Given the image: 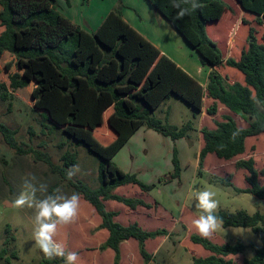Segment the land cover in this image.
<instances>
[{"label": "trees", "instance_id": "obj_1", "mask_svg": "<svg viewBox=\"0 0 264 264\" xmlns=\"http://www.w3.org/2000/svg\"><path fill=\"white\" fill-rule=\"evenodd\" d=\"M59 1L0 0V100L20 101L44 120L43 127L58 130L99 157V186L92 188L82 180L67 178L66 171L77 164V152L65 151L57 165L45 152L23 150L16 132L7 126L0 124V131L8 147L19 154L32 153L94 207L102 219L99 228L109 231L100 250H114V264L121 262L120 245L125 240H137L144 264H151L153 256L146 241L173 235L167 228L150 231L138 223L125 226L116 221L118 213L109 211L105 204L114 200L133 210L152 207L143 199L114 193L127 185L148 193L155 185L144 183L137 174L121 172L110 159L142 125L172 141L190 139L191 122L178 127L155 114L156 107L171 95L198 112L202 111L205 98L213 101L206 109L213 126L203 125L200 130L204 145L199 152L197 175L208 174L222 186L264 201V167L259 169L253 154L247 155L249 148L257 149L259 141L264 143L260 138L264 135V34L259 37L264 28V0H196V9L183 0H148L199 53L201 65L211 68L206 89L123 20L122 0L92 34L72 25L58 10ZM64 1L70 5V0ZM176 3L187 9L182 19H177L178 10L173 7ZM228 17L232 19L228 36L218 44L212 33ZM241 29L245 42L237 46ZM219 104L230 114L219 115ZM106 126H110L111 135L104 134ZM237 130L239 134L233 139ZM63 146L64 143L59 148ZM209 155L231 162L233 168L216 172L222 165H215L208 173L205 163ZM172 162L174 171L170 178L179 179L182 169L177 147L173 148ZM207 164L211 165L209 161ZM239 171L245 172L246 188L233 182ZM57 186L58 182L50 193ZM215 215L224 227L251 229L261 245L254 248L252 257L243 259V264H264V213L222 210ZM6 231L0 264L18 259L10 249L16 239L10 235V225ZM190 240L209 252L206 257H194V264H235L229 257L241 255L248 248L241 241L218 244L196 233L191 234ZM41 264L60 261L48 259Z\"/></svg>", "mask_w": 264, "mask_h": 264}, {"label": "rangeland", "instance_id": "obj_2", "mask_svg": "<svg viewBox=\"0 0 264 264\" xmlns=\"http://www.w3.org/2000/svg\"><path fill=\"white\" fill-rule=\"evenodd\" d=\"M113 3H115L114 0H74L71 9L62 4L59 11L70 20L74 18L79 20L81 26L88 31L96 28L97 24L101 22L102 16L109 12ZM119 4L120 1L118 0L115 8ZM222 24L223 26L221 27ZM231 25L232 19L230 17L225 21L223 20L222 23L220 22L218 31L212 33V39L218 44L223 42L224 37L227 38L228 36V28ZM263 34L264 28L259 31V37ZM244 42V30L241 29L236 38L237 46H240ZM189 59L193 61L194 56H190ZM169 106H171V109H169ZM224 110L220 111L219 115L226 111ZM155 114L161 119L168 118L170 123L178 127H183L191 121L195 124V129L197 130L201 124L198 119L193 118V109L175 96H172L169 101L163 103ZM236 118L240 124H243L241 118L238 116ZM206 119L208 118L204 120ZM206 121L202 123L204 126H213V123ZM0 124L16 132L15 137L23 150L29 151L33 149L45 152L50 156L54 164H61V156L65 151L77 152V164L75 166L78 167L79 171L73 177L86 182L92 188L99 186L98 169L101 163L100 158L89 153L85 146H77L67 135L58 130L43 127V124H45L44 120L36 113L31 112L30 108L26 107L20 101L0 100ZM200 127L202 128L201 125ZM195 129L194 132H196ZM194 132L189 133V135H192L191 138L195 143L194 146L187 138H184L177 146L178 155H181L182 161L184 162L183 178L179 185L172 183L165 187L162 183H159V178L167 174L171 167L166 160V156L169 157L174 148L171 140H169L171 145L167 148H162V153L157 154L155 158H150L151 156L147 158L141 155L138 156V159L134 157L135 161L146 162L151 160L150 164L140 163L138 166H129V161L127 163L124 162L125 159L123 160L121 158L122 155L117 158V161H122V165L126 170H137L142 174L144 180L156 185L149 194L160 206L158 211L160 220L157 227L167 228L169 231L172 230L173 235L171 238H168V243L162 245V250L159 252L154 264H194V257H206L209 254L202 246L193 244L190 240L191 234H198L191 225L192 219L199 215L193 196V192L196 190L208 189L215 193L214 198L218 202V207L215 212L222 210L229 212L244 210L249 214L256 212L264 213V201L251 194H239L231 187L222 186L215 182V180L213 181L210 175L203 177L197 175L196 160L198 157L196 153L198 152L202 135L200 131L198 133ZM62 143H64V146L59 148V145ZM250 154H253L257 167L259 169L263 168L264 143L259 141L257 149L253 146L249 148L247 155ZM217 159L215 157L212 158L209 160L211 165H208L211 168L215 165H222L217 167L216 172L233 168L231 162L225 160L218 161ZM30 175H34L37 178V182L48 185V194H50V188L57 182V187H60L65 194H71L73 192L50 171L44 162L37 161L32 153L19 154L8 147L0 131V249L3 247L7 234V225H10V235L16 238L11 243L10 249L14 250L18 255V259H13L11 264H41L43 261L49 259L43 254L33 239L34 210L27 207L17 209L12 207L11 203L22 191L23 179ZM262 180L264 181V179ZM233 182L239 187H245L247 185L242 171H239L235 175ZM179 190H181V193H179ZM185 191H189V195L185 202H182L181 200L184 199ZM38 196H41V194L38 193ZM41 198L43 197L41 196ZM183 204L188 207V212L184 216V223L177 225L169 223L160 215L163 210H167L177 218L182 211ZM79 211L84 217L90 216L89 208L84 207L81 203ZM74 227V223L68 226L70 248H72L71 243L74 238L77 242L76 245L82 242L79 241L81 238H78L76 234L74 235L76 231ZM209 239L218 244H236L237 241H241L244 245H247L248 248L243 254L229 257L233 259L235 264H243V259L252 257L254 255V248L261 245V240L251 229L224 227L222 223L219 229ZM54 259L59 260L60 264H64V261L61 262L62 258Z\"/></svg>", "mask_w": 264, "mask_h": 264}, {"label": "crops", "instance_id": "obj_3", "mask_svg": "<svg viewBox=\"0 0 264 264\" xmlns=\"http://www.w3.org/2000/svg\"><path fill=\"white\" fill-rule=\"evenodd\" d=\"M73 1L74 0H70V5L67 6L64 0H60L59 8L63 4L67 8L71 9L73 6ZM114 2L115 3L112 4V7L110 8L109 12L107 14H104V16H102L101 22H99V24H97L96 28L94 29L90 28L91 30L87 31L83 28V26H81V22L79 20H76V18H74L75 20L74 19L70 20L68 18L67 19L70 21L72 25L78 26L83 31L92 34L96 32L97 29H99V27L103 24L107 15L115 10V6L118 0H114ZM121 5H122V18L131 28H133L146 41L152 44L161 53V55L166 56L168 59L174 62L180 69H182L192 78H194L204 89H206L211 68H209L208 66L201 65L199 53L184 38V36L178 32V30L173 26V24L165 16H163V14H161L148 0H122ZM227 48L229 47L227 46ZM190 56H194L193 61H190L189 59ZM172 96L175 95H171L169 99L163 100L156 107L155 111H157L163 103L169 101L172 98ZM212 103L213 101L211 99L205 98L203 104L204 107L201 112L196 111L188 103L186 104L193 109V118L196 120L198 119L199 122H201L200 125L203 127L202 124L203 121L207 120L208 122L213 123V119L208 117L206 114L207 107H209V105H211ZM169 109H171V106H169ZM219 110L221 111L224 110V107H222L221 104H219ZM225 114H230V113H228V111H225ZM205 118L208 119L204 120ZM216 118L219 119V117ZM162 120H167L169 122L168 118ZM191 124L193 126V130L191 132H194L195 124L193 122H191ZM200 125L198 126L197 130L195 129L196 132L194 133H198L201 130ZM104 129H105L104 131L105 135H111L113 133L112 130L110 129V126H106ZM191 137L192 135H190L189 140L193 143L192 145L194 146L195 143ZM112 138H114L115 140L116 135L113 136ZM260 138L264 141V135H261ZM169 140H171L169 137H165L152 129H148L144 125L139 126L131 133L130 136L126 138L124 142H122V144H120V146L117 148L115 153L112 154L110 160L112 163L116 165V167L121 172L137 174L141 181H143L146 184L152 185L150 182L142 178V174H140L139 171L134 169L126 170L122 165V161L121 162L117 161V158L122 155L121 158L123 160L125 159L124 162L127 163V161H129L130 164L129 166H134V165L138 166L140 163L150 164L151 160L146 162L139 160L135 161L134 157H136L135 159H138V156L141 155L147 158L150 156H151L150 158L152 157L155 158L157 154L162 153V148H167L168 146L171 145ZM181 141H183V139L172 141L173 146L177 147ZM203 145L204 142L202 138L198 146L199 147L198 152L196 153L198 157V159L196 160L197 171L199 168V152L203 147ZM178 157L182 169L180 178L171 179L170 174L174 171V166L172 162L173 151L171 155H169V157L166 156V160L169 162L168 164L171 167L167 174L159 178V183H162L165 187L169 186L172 183L179 185L182 181L183 173H184L183 172L184 162L182 161L180 154L178 155ZM211 159L212 157L211 155H209L205 163V169L208 173L212 171V168H208V164H207V162ZM242 173H243V177H245V172L242 171ZM161 178H163L164 181H161L160 180ZM247 186L248 185H246L243 188H246ZM114 193L125 197H135V198L143 199L146 203L152 206L150 209L145 207H138L137 209L133 210L122 203H119L114 200H108L105 202L107 209L109 211L118 213L117 217L115 218L116 221H118L119 223L125 226L133 223H138L144 229L150 231L159 228L157 226L160 220L159 219L160 216H158V211L160 209V206L157 201L152 199L149 192L145 193L142 192L140 188L137 186L127 185V186L118 187L114 191ZM179 193H181V190H179ZM188 195H189V191H185L184 199L181 201L185 202ZM83 200L84 199H82L81 196L80 203L83 204L84 207L89 208L90 216L84 217L83 214L78 210L77 220L73 222L75 226L74 229H76L74 235L76 234L78 238H81L79 241L82 242L76 245L77 242L75 241L74 238V240H72L71 243L72 248L69 247V236H68L69 225L62 226L58 229V234L56 239L66 245V251H74L78 253L79 260L77 264H114V258H115L114 250H112L111 248H108L103 251L100 250V246L105 241H107L109 237V231L107 229L99 228L100 224L102 223L101 217L98 215V213L96 212V210L92 205H90L88 202ZM186 212H188V207L183 204L182 211L177 216V218L171 213H169L167 210H163L162 214L160 213V215H162V218L166 222L177 225L179 223H184V216ZM189 212L191 211L189 210ZM170 233H172V230H170ZM168 238H169L168 236H162L156 239H150L146 241V247L153 256V260L151 261V264H154V261L156 260L159 252L162 250L163 247L162 245L168 243L167 242ZM120 251H121L120 264H144L143 259L139 252V245L137 240L131 238L129 240L123 241L120 245Z\"/></svg>", "mask_w": 264, "mask_h": 264}, {"label": "clouds", "instance_id": "obj_4", "mask_svg": "<svg viewBox=\"0 0 264 264\" xmlns=\"http://www.w3.org/2000/svg\"><path fill=\"white\" fill-rule=\"evenodd\" d=\"M185 4L190 3L192 9L199 7L196 0H183ZM177 11V19H182L187 14V9L181 4H173ZM239 134V130L234 132L233 139ZM79 171L77 166L68 169L66 176L70 180ZM38 193L41 196H38ZM195 207L199 215L191 221L192 227L197 233L204 237H211L220 227L221 218L215 215L218 202L214 198L215 193L211 190H196L193 192ZM81 196L77 192L65 194L60 187L48 194V185L37 182L34 175L23 179L22 191L11 202L14 208H24L34 210L33 239L35 244L49 258H62L64 264H77L78 253L66 251V245L56 239L58 229L69 225L78 216Z\"/></svg>", "mask_w": 264, "mask_h": 264}]
</instances>
